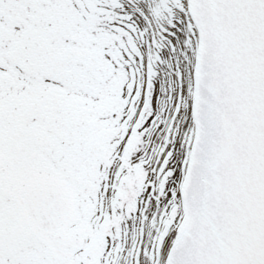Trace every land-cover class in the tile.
Listing matches in <instances>:
<instances>
[{"label": "snow or ice", "instance_id": "snow-or-ice-1", "mask_svg": "<svg viewBox=\"0 0 264 264\" xmlns=\"http://www.w3.org/2000/svg\"><path fill=\"white\" fill-rule=\"evenodd\" d=\"M0 264H264V0H0Z\"/></svg>", "mask_w": 264, "mask_h": 264}]
</instances>
